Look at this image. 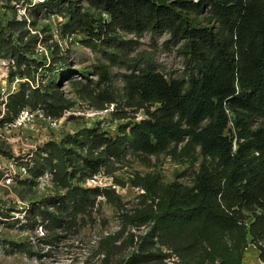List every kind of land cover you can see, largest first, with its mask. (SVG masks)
<instances>
[{"label": "trees", "instance_id": "1", "mask_svg": "<svg viewBox=\"0 0 264 264\" xmlns=\"http://www.w3.org/2000/svg\"><path fill=\"white\" fill-rule=\"evenodd\" d=\"M93 5L109 21L97 26L92 14L69 6L70 31L93 34L97 29L98 38L103 35V41L117 47L123 42L120 31L168 32L169 42L182 43L188 71L186 77L167 79L152 64L133 67L123 74L124 105L143 110L145 118L121 125L115 135L88 129L38 150L29 168L32 176L49 171L59 191L27 206L23 224L45 230L41 239L52 247L61 237L55 232L71 230L84 217L93 220L103 196L122 210L124 231L149 226L128 263L154 260L158 254L152 248L159 244L171 252L165 257L175 254L180 264H243L248 236L264 262V126H255L256 118L264 116V0H94ZM32 8L38 14L62 7L59 0H43ZM26 25V20L11 21L0 29V54L6 51L16 70L25 66L24 73L15 74L29 80L8 98L7 115L16 117L30 107L57 119L70 103L57 85L53 90L40 82L32 85L29 54L38 35L26 30L13 40L14 32ZM66 69L58 71V79ZM96 70L99 82L108 86L109 67ZM98 92L97 108L117 102L107 89ZM230 130L233 137L227 135ZM126 143L147 156L172 149L175 156L195 161L199 154L203 160L192 185L177 180L163 184L156 176H145L140 196L152 202L132 213L123 211L114 189L70 183L79 174L97 175L110 158H120ZM11 212L0 210V216L13 218ZM105 252L111 256L110 249Z\"/></svg>", "mask_w": 264, "mask_h": 264}, {"label": "rangeland", "instance_id": "2", "mask_svg": "<svg viewBox=\"0 0 264 264\" xmlns=\"http://www.w3.org/2000/svg\"><path fill=\"white\" fill-rule=\"evenodd\" d=\"M59 1L61 10L44 8L38 14H33V5L43 0H0V29L7 27L11 21L26 20V27L15 31L13 40H18L19 34L26 30L31 35H38V41H33L34 46L29 54L30 66L34 70L33 78H30L32 85L40 82L43 88L52 90L57 85L70 103L63 115L57 118L56 125L50 123V117L42 108L26 107L23 110L32 116L22 114L23 111L16 117L7 115L6 106L5 110H1L3 87L5 82H11L15 71L24 73L26 67L12 69L6 51L1 52L0 210L12 211L13 218L0 216V264H180L175 254L165 257L166 253L171 252L159 244L152 248L158 254L154 260L128 263L138 246L139 237L148 232L149 226H128L124 231L122 210L103 196L97 199L93 220L84 217L71 230L55 232L54 235L61 237L55 239L52 247L41 239L44 233L47 234L45 230L41 231L40 227L29 229L23 224L26 222L24 211L27 206L32 202L38 204L44 197L59 191L49 171L38 177L32 176L29 168L38 150L49 141H60L77 133L85 134L88 129L115 135L121 125L145 118L143 110L136 112L124 105L123 74L131 72L133 67L152 64L167 79L186 77L188 71L187 60L181 53L182 43L169 42L168 32L136 35L120 31L119 38L123 41L120 46L108 45L103 41V35L100 38L96 36L97 29L93 34L69 30L71 17L66 9L69 6H77L82 13L92 14L97 26H101L103 20L109 21L110 17L101 15V11L93 5L94 0ZM205 17L206 9L200 19L204 20ZM101 65L109 67L111 79L108 86L99 82L96 69ZM63 67L67 68L66 75L58 79L56 75ZM4 74H7L6 78L2 77ZM106 89L115 95L117 102L99 109L98 91ZM40 112L45 116L41 117ZM125 113L127 117H124ZM259 125L264 126V116L256 118L255 126ZM227 135L233 137L235 132L230 130ZM70 141L74 142L73 139ZM125 147L120 158H110L107 166L95 177L83 178L79 174L70 183L114 189L124 203L123 211L132 213L148 209L152 202L150 197L146 199L140 196L144 192L141 183L145 176H156L163 184L177 180L192 185L203 160L199 154L195 161L175 156L172 149L147 156L134 151L127 143ZM108 236L112 238L106 241ZM251 239L248 236L243 264H264L260 250ZM261 243L264 245V240ZM146 247H151V243H147ZM105 249L111 250V256H106Z\"/></svg>", "mask_w": 264, "mask_h": 264}, {"label": "built area", "instance_id": "3", "mask_svg": "<svg viewBox=\"0 0 264 264\" xmlns=\"http://www.w3.org/2000/svg\"><path fill=\"white\" fill-rule=\"evenodd\" d=\"M7 58L9 59L8 64L13 67L12 69H16L15 60L11 57H7ZM3 63L7 64L5 62H3ZM2 77L6 78L7 74H4ZM0 79H1V77H0ZM26 81H29L28 78H26L24 76H19L18 74H15L14 76H12L11 82H8V83L5 82V85H4L3 90H2V98L4 99V102L2 103L1 110H5V106H6V103L8 101V98L11 95L17 93L20 90L21 84L26 82ZM22 114H26L27 116H32V115H29L28 111H26V112L23 111ZM40 116L44 117L45 114L43 112L42 113L40 112ZM29 118H31V117H29ZM49 121L52 125H56L58 123V119H54V118H49ZM18 124H20V122H18Z\"/></svg>", "mask_w": 264, "mask_h": 264}]
</instances>
